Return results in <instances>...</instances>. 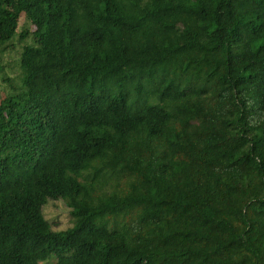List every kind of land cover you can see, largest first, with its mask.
I'll use <instances>...</instances> for the list:
<instances>
[{"label": "trees", "instance_id": "obj_1", "mask_svg": "<svg viewBox=\"0 0 264 264\" xmlns=\"http://www.w3.org/2000/svg\"><path fill=\"white\" fill-rule=\"evenodd\" d=\"M0 90V264H264V0H0Z\"/></svg>", "mask_w": 264, "mask_h": 264}, {"label": "rangeland", "instance_id": "obj_2", "mask_svg": "<svg viewBox=\"0 0 264 264\" xmlns=\"http://www.w3.org/2000/svg\"><path fill=\"white\" fill-rule=\"evenodd\" d=\"M24 22V16L21 15L18 22V29L22 26ZM16 56V49L9 48L6 59L7 61L15 59ZM4 70L9 73V67L4 65ZM3 98V93L0 90V99ZM43 214L44 217L52 224V228L55 230L65 229L71 225V216L69 213V209L66 206L65 202L62 199H50L48 202L43 206ZM51 259L54 256L50 257ZM49 258V259H50ZM55 261V260H54ZM40 264H52L50 262H40Z\"/></svg>", "mask_w": 264, "mask_h": 264}]
</instances>
